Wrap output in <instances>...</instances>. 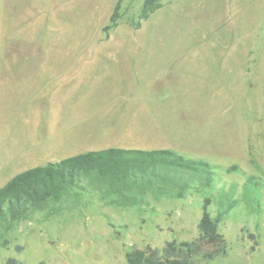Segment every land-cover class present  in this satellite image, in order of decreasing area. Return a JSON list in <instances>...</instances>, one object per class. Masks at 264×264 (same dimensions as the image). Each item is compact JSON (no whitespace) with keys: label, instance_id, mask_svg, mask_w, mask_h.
I'll return each instance as SVG.
<instances>
[{"label":"rangeland","instance_id":"1","mask_svg":"<svg viewBox=\"0 0 264 264\" xmlns=\"http://www.w3.org/2000/svg\"><path fill=\"white\" fill-rule=\"evenodd\" d=\"M118 1L0 0V187L27 167L16 139L25 119L31 133L23 112L34 91L24 106L8 79L42 68L21 59L33 52L144 58L155 86L112 95L166 117L163 131L141 139L209 161L217 182L184 199L146 192L134 206L112 205L98 190L66 195L20 220L0 218V264H128L134 248L196 238L203 198L215 216L217 190L232 183L236 206L219 225L226 255L194 264H264V0H159L146 20L143 0H122L117 26L104 32ZM234 165L239 171H225ZM249 175L263 186L245 185Z\"/></svg>","mask_w":264,"mask_h":264},{"label":"trees","instance_id":"2","mask_svg":"<svg viewBox=\"0 0 264 264\" xmlns=\"http://www.w3.org/2000/svg\"><path fill=\"white\" fill-rule=\"evenodd\" d=\"M121 2H117L104 32L117 26ZM160 7L159 0H143L139 19L146 20ZM138 26L139 23L136 28ZM214 167L205 159L170 148L110 147L87 151L26 169L11 177L0 187V218L14 222L66 195L77 198L97 190L103 197L111 198L110 203L115 206L138 205L140 199L137 196L146 192L168 199H184L216 184L218 178ZM225 171L231 173L239 169L234 165ZM259 181L249 175L245 185L262 187ZM235 187L236 184L232 183L227 190L223 186L217 190L219 200L215 216L208 211L212 199L203 198L196 238L181 242L173 240L162 249L134 248L126 253L128 264H194L195 258L212 260L225 256L227 245L219 232V225L236 206L232 197L236 193ZM5 264L21 262L9 257Z\"/></svg>","mask_w":264,"mask_h":264},{"label":"crops","instance_id":"3","mask_svg":"<svg viewBox=\"0 0 264 264\" xmlns=\"http://www.w3.org/2000/svg\"><path fill=\"white\" fill-rule=\"evenodd\" d=\"M26 56L31 57L21 59L38 62L34 65L42 68L31 69L29 75L18 69L8 79L24 106L29 105L25 92L34 91L25 94L32 110L23 112L31 116V133L25 119L16 139L28 150L22 160L26 169L110 147L163 149L154 137H141L163 131L166 117L112 95L155 86L147 76L150 65L141 62L144 58L130 52H33Z\"/></svg>","mask_w":264,"mask_h":264}]
</instances>
